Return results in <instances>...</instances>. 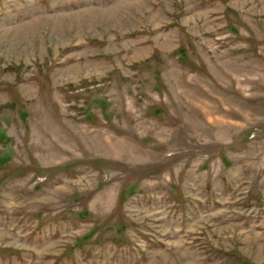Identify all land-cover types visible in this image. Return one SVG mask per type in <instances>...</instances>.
<instances>
[{"label": "rangeland", "instance_id": "rangeland-1", "mask_svg": "<svg viewBox=\"0 0 264 264\" xmlns=\"http://www.w3.org/2000/svg\"><path fill=\"white\" fill-rule=\"evenodd\" d=\"M0 264H264V0H0Z\"/></svg>", "mask_w": 264, "mask_h": 264}]
</instances>
